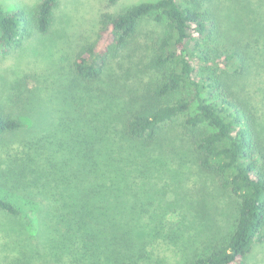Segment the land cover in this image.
Returning a JSON list of instances; mask_svg holds the SVG:
<instances>
[{"label": "trees", "instance_id": "trees-1", "mask_svg": "<svg viewBox=\"0 0 264 264\" xmlns=\"http://www.w3.org/2000/svg\"><path fill=\"white\" fill-rule=\"evenodd\" d=\"M118 1L107 0V5ZM206 1L143 2L116 16L105 11L96 39L75 54L74 74L87 85L95 84L110 61L129 46L140 20L151 17L165 22V34L150 59L151 69L162 73V78L141 96L122 131L107 127L102 122L110 119L95 114L83 121L65 116L59 121L70 140L67 147L71 145L83 162L87 176L83 182L76 177L72 185L47 170L29 183L23 173L36 172L29 166L33 159L27 158L28 166L22 164L17 181L20 192L26 196L30 188L43 187L35 205H53L49 225L58 230L52 249L59 261L65 256V264H158L157 250H151L150 244L177 249L190 238L193 214L181 211V216L173 215L176 220L170 221L157 203L147 199L155 182L154 166L163 160L155 141L164 127L181 116H185L184 134L192 143L199 169L239 200L227 240L192 257L189 264H247L254 244L263 241L264 143L248 103L227 83L228 77L244 76L248 58L240 47L215 44L221 22L213 8L204 7ZM57 4L58 0H42L33 10L13 12L0 5L1 55L20 47L34 31L45 34ZM24 126L0 108V140ZM202 128L208 130L200 132ZM100 138L110 147H97ZM0 210L21 215L19 207L6 199H0Z\"/></svg>", "mask_w": 264, "mask_h": 264}, {"label": "rangeland", "instance_id": "rangeland-1", "mask_svg": "<svg viewBox=\"0 0 264 264\" xmlns=\"http://www.w3.org/2000/svg\"><path fill=\"white\" fill-rule=\"evenodd\" d=\"M41 1L0 0V5L7 12L30 11ZM152 1L158 0H119L112 6L107 0H58L45 34L34 31L8 55L0 52V108L25 125L0 140V199L13 202L21 210L20 216L0 210V264L68 262L65 256L59 261L52 249V237L58 231L49 225L53 205H35L42 198L43 187L30 188L26 196L20 192L19 171L23 162L28 166L27 158L31 157L29 166L36 172L23 173L29 183L37 173L47 170L72 185L76 177L79 182L87 178L81 157L71 145L67 147L70 140L63 135L59 121L64 116L83 121L95 114L113 121L102 122L107 127L122 131L141 96L162 78V73L151 69L150 59L165 34V22L157 23L151 17L140 20L129 46L110 61L95 84L87 85L74 74V56L80 47L96 39L103 12L116 16ZM204 7L213 8L221 22L215 44L226 49L240 47L247 55V72L240 78L228 77L227 83L248 103L264 143V0H207ZM184 119L181 116L164 127L155 141L163 160L154 166V186L150 198H145L157 203L159 212L168 214L170 221L176 220L173 215L181 216V211L193 214V231L177 249L150 244L151 250H157L158 264H189L192 257L221 245L232 232L238 214L239 200L197 166L192 143L184 134ZM96 125L99 127L100 122ZM96 146L110 147L101 138ZM246 263L264 264V239L254 244Z\"/></svg>", "mask_w": 264, "mask_h": 264}]
</instances>
